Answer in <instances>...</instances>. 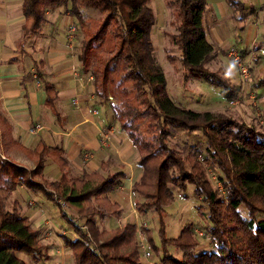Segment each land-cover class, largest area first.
I'll return each mask as SVG.
<instances>
[{
    "label": "trees",
    "instance_id": "trees-1",
    "mask_svg": "<svg viewBox=\"0 0 264 264\" xmlns=\"http://www.w3.org/2000/svg\"><path fill=\"white\" fill-rule=\"evenodd\" d=\"M226 1L239 20L257 13L254 5L246 11L244 6L239 8L244 4L242 0ZM151 2L23 0V38L40 30L50 9L62 6L64 12L79 20L83 34L79 72L84 75L92 67L94 102L110 106L112 118L128 133L138 151L142 175L131 187L138 199L136 209L140 214L152 210L161 220L159 245L152 230L146 229L154 251L162 252L155 264H264V131L225 112L200 111L175 102L155 55L153 28L157 15ZM168 3L174 5L171 25L175 31L167 35L176 48V52L166 53L169 62L222 88L226 99H236L241 88L224 65L218 70L208 66L222 49L208 37L204 20L207 0ZM89 9L97 12V17L86 16ZM261 44L252 50L259 51ZM240 52L244 56V49ZM36 68L38 78L45 79L38 65ZM256 86L264 89V78ZM45 90L46 104L54 108L57 92L49 83H45ZM173 130L201 131L205 143L184 140L171 144ZM11 145L32 160L33 167L4 155L3 148ZM48 158L61 170L58 179L44 175ZM210 168L217 173L221 187L213 184ZM70 169L72 165L63 148L42 140L34 147L21 144L0 102V264H33L47 255L40 231L20 212L19 199L13 194L18 185L42 191L59 206L78 235L61 234L74 264H142L135 223L125 222L113 228L99 223L121 216L120 205L110 194L123 182L126 172L110 169L105 161L101 162L102 171L84 169L72 174ZM187 183L193 184L195 194L208 207L207 213L203 204L199 205L198 213L207 221L205 228L212 250H196L200 242L192 222L184 224L177 237L166 233L163 216L174 198L173 187L185 189ZM63 204L83 219L84 228L74 222V216L66 214ZM169 246L181 250V257L171 254ZM20 253L30 255L32 262Z\"/></svg>",
    "mask_w": 264,
    "mask_h": 264
},
{
    "label": "crops",
    "instance_id": "crops-1",
    "mask_svg": "<svg viewBox=\"0 0 264 264\" xmlns=\"http://www.w3.org/2000/svg\"><path fill=\"white\" fill-rule=\"evenodd\" d=\"M22 1L0 0V102L14 123L17 140L28 147H34L42 140L47 145L63 148L72 168L77 172L84 169L102 171L103 161L112 170H124L126 177L110 194L119 203L122 214L119 218L109 217L106 222L111 223L116 219L122 223H137L138 211L132 204L134 194L131 187L142 175V169L137 164L136 149L128 133L112 118L108 107L101 106V109L97 108V114L93 112L91 104L95 94L92 75L86 77L80 74L79 59L65 41L64 27L68 29L75 22L74 18L64 14L58 20V12L48 10L40 30L24 39L22 26L25 16ZM257 2L258 5L245 2L246 5L253 4L258 12L245 20H239L226 0H207L204 20L211 35L210 40L215 41L222 51H226L236 40L240 44H237L238 48L252 50V41L261 35L260 21L264 23V17H260L259 12L264 1ZM56 20L58 30L54 33ZM233 20H236V27L243 29L234 41L231 37ZM262 36L264 38V34ZM259 62L263 64L261 69L264 70V56L259 57ZM36 64L44 73L45 79L38 78ZM45 83L52 84L57 92L54 108L46 104ZM75 96L80 97L79 105L73 103ZM108 126L113 128L111 143L102 145L100 131ZM33 127L36 128L35 132L31 131ZM19 153L24 156L22 152ZM17 160H20L19 157ZM48 161L55 163L48 158L45 167ZM53 172L55 171L51 175L48 173V176L44 172V175L49 179H58L61 176V170L60 174ZM19 186L22 188L25 185ZM29 204L32 208L27 209L21 205L20 210L29 217L32 226L40 231L41 241L48 252L44 261L32 262V258L29 261L33 264H52L55 260L51 258L57 255V244L52 238L48 239L58 232L48 231L52 225L48 213L50 204L42 205V202L35 200H30ZM61 227L63 225L59 229Z\"/></svg>",
    "mask_w": 264,
    "mask_h": 264
},
{
    "label": "rangeland",
    "instance_id": "rangeland-1",
    "mask_svg": "<svg viewBox=\"0 0 264 264\" xmlns=\"http://www.w3.org/2000/svg\"><path fill=\"white\" fill-rule=\"evenodd\" d=\"M245 2H253L256 5H258L257 0H244V4L242 5L240 4L239 5L240 7L238 6L239 8L244 6V9H245L244 11H246L247 9L249 10L253 9V6H251L253 4L246 5ZM151 5L153 6L155 13L157 15V21L153 28V42L155 45V55H156L157 61L161 64L163 68L164 74L167 79L168 91L171 97L175 100V102L178 104L188 106L195 110H200V111L211 110V111H216V112L217 111L225 112L231 115L232 117L241 119L242 121L255 127L256 129L264 131V91H262L263 89L261 87L256 86V84L261 81V78H264V70L261 69L263 64H260L259 62V57L264 56V54L260 53V50L251 51L250 49L247 50L244 48V56H242L243 54L240 51L241 50L243 51V48L242 47L238 48L237 44L239 43H235L234 40L240 33H242L243 29L240 30L238 27H236L235 25L236 20L235 21L233 20V22L231 23L232 33L234 34V35L231 34L232 40L234 39L233 40L234 43L232 45H234L239 50L240 54H242L241 56H242L243 62L248 65L250 77L248 79H244L242 77L240 65H238L233 60V57L229 54L230 46L226 48V51H222L217 57H215L213 60H211L208 63V66L211 69H217V70L218 68H220L221 64H224V67L228 70V72L232 76V80L236 83H239L238 87L241 88L239 96L236 99L228 100L224 97L222 93V90H223L222 88L215 87L214 85H211L210 83L206 81L200 80L198 77L192 74L190 75L188 72H183L181 68H176L169 62V60L166 57V53L176 52V48L174 44L170 41V38L167 35V32L175 31V28L171 25V22L174 19V13H173L174 5H170L168 3V0H152ZM261 8H259V10H261L259 11L261 12L260 17L263 18L264 17V6H261ZM51 10H55L56 12H58V15H57L58 20L64 14L70 15L69 13L64 12V8L62 6L55 8V9H50V11ZM85 15L93 18V17H97L98 13L95 12L94 10L89 9L85 11ZM46 16H45V20H46ZM72 18H74L75 20V22H72V23L78 25L77 37L75 41L73 42V44L70 45V41L68 40V29L65 27H64V32H65L64 36H65V41H66L68 48L73 50L74 51L73 53L76 55L77 59H79L78 54L81 51L80 39L83 34L80 31L79 20L74 16H72ZM234 18H236V16ZM57 23L58 22L56 20L55 27L53 28L54 33L57 32L58 30ZM260 23H261V35L258 39H255L254 41H252L253 42L252 46L254 47L256 44L262 43L263 45L261 44V47L263 48L264 38L262 34H264V23H262L261 21ZM208 37L211 39L209 30H208ZM34 47H36V45ZM91 73H92V67H89V70L86 73H84V76L88 77ZM75 97L78 98V102L76 103V105H79L80 97L79 96H75ZM91 107L95 109V108H100L101 106L99 104H96L93 101L91 104ZM108 108L110 109V111L112 110L109 105H108ZM31 131L35 132L36 128H34V130H32L31 128ZM184 140H188L190 142L199 141L201 144H204L206 137L201 131L187 133L183 130H173V134L172 136H170L171 144L177 145L176 142H183ZM178 144L180 145V143ZM3 150H4V155L30 168L33 167L34 165L33 161L27 159L23 155H20L19 153L20 151L16 148L14 149L12 145L10 147L3 148ZM136 156H139L137 150H136ZM17 157H19L20 160H17ZM53 170L60 174L59 172L60 170L57 167V164L52 163L51 161H48V164L46 165L44 169L45 175L48 176V173L49 175H51ZM208 170H209V175L211 177L213 184L219 185L221 187L218 181V178H217V173L214 172L212 168ZM69 172L72 174L77 173V171L73 168L70 169ZM173 190H174V198L172 202L166 207V212L163 216V221L165 223V230H166L167 235L171 237H177L180 233L182 226L188 222H192L194 225L196 236L200 242L196 250L197 251H201L203 249L212 250L213 244H212L211 239L208 236V233H206V228H205L207 221L205 220V217L201 216L198 213V207L201 204H203V206L205 207V212L208 213V207L206 206L205 202L200 196H197L195 194L194 186L192 183H187V186L185 189L173 187ZM13 194L19 198V201L21 200L20 209H21V205H23L24 208H27V209L32 208L31 205L29 204L30 200H35L40 203L42 202V205L50 204V207L48 208V213L50 215L49 217L52 221L51 222L52 225H50V227L48 228V231L51 230V232L52 231L54 232L56 230L55 232L56 233L58 232L56 235H54L55 233L51 235V237H49L48 239V240H51L52 238L57 244L56 245L57 255L51 258L55 260L54 262H52V264H63V263L74 264L72 252L68 247L65 246V244H63L64 241H63L61 234H67L73 237L78 236V235L68 225L67 221L62 215V212L60 211L59 206L54 201L49 200L42 191H33L27 186H24L21 188L18 185L13 190ZM137 200H138L137 197L133 195L132 204L134 206H136ZM133 205L131 206L132 211H133ZM8 206L9 208H11L12 203L9 202ZM62 206L68 216H74L73 211L69 209V207H67L65 204H63ZM241 210L243 211L244 215H247V211L244 208H241ZM20 212L23 213L21 210ZM137 216H138L137 217L138 224L137 223L135 224L137 225V227L138 225L140 226L143 225V227H140L141 233L143 231V233L146 235L145 237L147 238L148 234H147L146 229L149 228L150 230H152L155 243L159 245L161 243L160 234L158 232L159 230L158 228H159L160 221H161L159 215L155 213L154 211L149 210L146 214H140L138 212ZM74 219H75L74 222L77 223L78 226H81V227L83 226L82 218H78L77 216H74ZM106 220L107 218L101 221L99 220L101 227L113 228L116 225L123 224L121 221H117L116 219L114 220V222H111V223L106 222ZM61 225H63V227L59 229ZM137 238H138V241L140 242L143 237L140 236V234L138 233ZM147 241L149 242L148 238H147ZM169 251L171 254L177 257H181L182 255L181 250H179L178 248L174 246H169ZM46 253L48 254L47 249H46ZM161 253L162 252H159V253L155 252L153 249V257H152L153 263L152 264H155V262L160 260L159 258H160ZM20 255L27 260H30L31 258V256L26 253H20ZM46 257L44 259H46ZM140 258L143 261L142 264H150L146 259H144L141 250H140ZM44 264H48V263L45 262Z\"/></svg>",
    "mask_w": 264,
    "mask_h": 264
},
{
    "label": "built area",
    "instance_id": "built-area-1",
    "mask_svg": "<svg viewBox=\"0 0 264 264\" xmlns=\"http://www.w3.org/2000/svg\"><path fill=\"white\" fill-rule=\"evenodd\" d=\"M77 29H78V25L71 23L69 25L68 28V40L70 41V45L73 44V42L75 41L76 37H77ZM260 53L264 54V47L260 49ZM229 54L233 57V60L240 65L241 68V74L242 77L244 79H248L250 77V72L248 69V65L246 63L243 62L242 56L240 54V52L238 51V49L232 45L230 46L229 49ZM78 102V98L75 97L73 99V103L76 104ZM93 112L95 114H97L99 111L97 108L93 109ZM32 130H34V127L32 128ZM112 133H113V128L112 127H103L100 131V142L102 145H109L111 143V137H112ZM138 224V223H137ZM140 227H143L138 225L137 227V231L140 234V236H142V240L139 242L140 245V250L142 252V255L144 257V259H146L150 264H152V257H153V248L150 242L147 241V238L145 237L146 235L143 233H141L140 231ZM63 264H69V263H63Z\"/></svg>",
    "mask_w": 264,
    "mask_h": 264
}]
</instances>
